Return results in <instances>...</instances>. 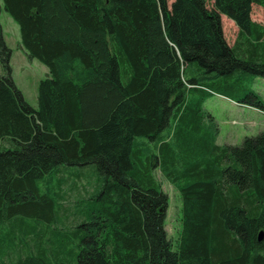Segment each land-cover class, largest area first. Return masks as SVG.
<instances>
[{
    "label": "trees",
    "instance_id": "1",
    "mask_svg": "<svg viewBox=\"0 0 264 264\" xmlns=\"http://www.w3.org/2000/svg\"><path fill=\"white\" fill-rule=\"evenodd\" d=\"M1 1L50 77L32 108L0 25V264H264V133L219 144L203 108L264 113V0ZM67 167L95 182L70 227ZM155 170L181 198L174 244Z\"/></svg>",
    "mask_w": 264,
    "mask_h": 264
},
{
    "label": "rangeland",
    "instance_id": "2",
    "mask_svg": "<svg viewBox=\"0 0 264 264\" xmlns=\"http://www.w3.org/2000/svg\"><path fill=\"white\" fill-rule=\"evenodd\" d=\"M174 0H167V5ZM211 0H207V6H211ZM0 25L2 28L3 39L6 46L11 51L9 67L11 77L16 88L21 92L25 101L32 107H37V88L41 80L50 77L48 69L35 59H29L20 45V34L17 24L4 11L0 0ZM251 19L254 22L264 25V14L261 8L252 6ZM221 26L224 39L228 45H232L237 35V28L226 17L221 16ZM0 75L2 68L0 66ZM251 88L264 101V79L254 77L251 81ZM203 108L215 120L218 127L219 144L226 142L238 145L245 136H255L260 132L264 133V113L248 110L241 107L231 100L221 96H211L203 104ZM61 177L66 181L63 187L65 196V207L70 208L72 203L90 195L95 189L94 178L83 177L79 179L75 175L82 169L75 167L62 168ZM156 180L161 185L163 193L167 197L165 209V231L168 239L176 242L181 229V198L179 193L161 176L158 170L154 171ZM59 178V177H58ZM57 179V178H56ZM54 179V181H56ZM62 223L66 227L73 226L76 219L73 210L70 208L67 216L62 217Z\"/></svg>",
    "mask_w": 264,
    "mask_h": 264
},
{
    "label": "crops",
    "instance_id": "3",
    "mask_svg": "<svg viewBox=\"0 0 264 264\" xmlns=\"http://www.w3.org/2000/svg\"><path fill=\"white\" fill-rule=\"evenodd\" d=\"M263 25V24H262ZM236 104V103H235ZM241 107H244V108H246V109H248V110H253V111H258V110H256V109H254V108H251V107H246V106H241ZM260 112V111H259ZM218 143H219V135H218ZM225 144H229V145H234V144H232V143H229V142H226Z\"/></svg>",
    "mask_w": 264,
    "mask_h": 264
}]
</instances>
